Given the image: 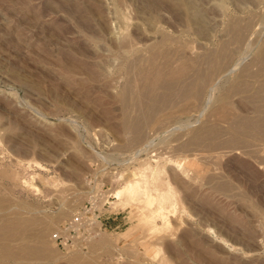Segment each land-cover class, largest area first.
<instances>
[{
	"label": "rangeland",
	"instance_id": "1",
	"mask_svg": "<svg viewBox=\"0 0 264 264\" xmlns=\"http://www.w3.org/2000/svg\"><path fill=\"white\" fill-rule=\"evenodd\" d=\"M263 13L264 0H0V226L12 225L0 246L27 248L40 264H136L133 255L143 264H264V166L235 152L200 157L225 145L182 148L189 127L221 124L217 102L203 110L210 91L189 114L178 112L183 102L157 105V120H170L148 126L133 147L124 121L143 119L151 101L141 107L133 94L127 105L123 95L134 59L153 45L195 57L227 44L229 77L213 94L253 116L260 103L248 97L264 85L254 59L264 46ZM154 93L174 98L173 89ZM176 160L218 176H185ZM148 165L159 170H147L152 186L174 192L166 222L116 195ZM83 207L93 224L72 232L68 246L56 242Z\"/></svg>",
	"mask_w": 264,
	"mask_h": 264
},
{
	"label": "bare ground",
	"instance_id": "2",
	"mask_svg": "<svg viewBox=\"0 0 264 264\" xmlns=\"http://www.w3.org/2000/svg\"><path fill=\"white\" fill-rule=\"evenodd\" d=\"M262 16L264 21V13ZM243 34L244 32L234 34L232 36L233 41L230 40L229 44L232 45L233 42L235 44L238 43ZM165 36L167 35H164V37ZM168 38L166 37L162 39L163 42L167 40L170 41ZM160 48L162 47L153 45L146 51L145 56L140 54L141 56H137L134 59V62L132 61L133 63L131 66L134 67H131V69H134V74L127 80L123 89V95L126 97V104L129 105L128 100L130 99V95L133 97V94L136 96L139 106L143 107L145 105V100L151 101V104L147 105V113L143 119L133 121L131 118H126L124 121L125 127L129 132L128 142L126 145H128V147H133L134 145L143 142L142 140H144L145 136L144 132L148 126H151L153 123L158 121L166 122L170 120L168 118H163L161 121L157 120V105L160 103L183 102L181 107H179L180 110L178 112L189 114V112L191 113V111L195 110L193 108H198L202 98L204 100L206 97L205 95L210 91L208 93L210 94L208 98V105L205 106L203 110L206 112L207 110L209 111L211 108L210 103L213 101L217 102L219 105L216 107V115L219 116L221 124H219L218 128L214 125H207L206 123L197 127H189L186 131L188 137V139L186 138L187 141L185 143L180 142L182 143V148L193 146H201L202 148L207 146V144L218 147L225 145V147L223 146L222 148L224 151L217 152L216 154L202 153V151H200V154L202 153L200 157L209 161H217L220 155L225 156L227 153L229 154L235 152L236 155L241 153V155H244L243 157L248 156L251 159L253 158L255 162L259 163V165L262 164L264 166V85L255 89L249 95L248 98L250 99L247 98L250 101L260 103L256 106V108H254L255 114L250 117L242 118L229 108V101H227L228 94H217L218 96L213 94V91L217 90L216 88L219 86L220 81L229 77L227 76L226 72L228 69L226 70V68H229L227 66L229 65L227 61L231 53L227 44L220 45L219 49L214 51H210V49L207 51L208 48H205L206 51L204 50V52L197 54L195 57L187 56L185 52H177V54L172 57L170 52H161ZM160 57L161 61L158 62ZM254 59L257 66L260 67L259 71L264 73V46L257 48ZM247 70L248 68L244 71ZM158 87L167 90L173 89V100H171L166 94H162L161 97H157L154 91ZM244 91H247V89ZM153 102L154 104H152ZM202 112L201 114L204 113ZM222 122L225 123L224 126L222 125ZM221 133H224L227 138L223 139L222 136H224V134L221 136ZM210 135L216 136L211 140L206 139ZM183 136L186 135L183 134ZM220 136L223 141L219 139ZM154 156H156L158 160H166V157L163 155V157L159 154ZM176 162L177 166L181 167L179 170H181L185 176L190 173V169L193 171L195 179L197 177H201L203 179L206 176H208L206 177L207 179H213L215 176H218V174H215V171L208 174L209 169H206V167H203L200 163L187 161L180 164L181 161L177 160ZM191 164L193 165V168H190ZM147 170L151 172L152 175L159 172L156 167H152L150 165L131 171V179L126 181L124 187L116 190V195H118V200L120 202L127 204L136 202L137 205H140V208L152 210L156 216L161 217L166 222L168 221V218L165 214V210L171 203L174 192L171 189L160 190L158 187L152 186V182L147 176ZM154 205L156 208H152ZM0 207H2V205ZM15 208L16 207H11V209ZM148 225L150 228H154L152 223ZM11 231L12 225L9 222L0 226V237L1 235H11ZM42 240L45 245L51 243L48 237L43 238ZM13 246L14 244H9V246L4 244L0 246V264H11L9 261L13 264H40V262H34L43 260L42 258L37 257H25L29 255L26 252L27 248H21L18 252H16L12 249ZM58 255L59 254L57 253L51 258L46 259L57 261L60 258V255L59 257ZM133 258L136 264H143L141 257H138V255H133Z\"/></svg>",
	"mask_w": 264,
	"mask_h": 264
},
{
	"label": "built area",
	"instance_id": "3",
	"mask_svg": "<svg viewBox=\"0 0 264 264\" xmlns=\"http://www.w3.org/2000/svg\"><path fill=\"white\" fill-rule=\"evenodd\" d=\"M88 212L89 209L87 207H83L78 214L74 215L71 220H69L67 223L61 226V228L53 235V239L56 242H59L61 245L68 246L69 244H72L73 241L71 239V233L77 231L80 233V229L83 228V226L86 229H88V226H91L93 223L88 218ZM96 225L100 222L93 221ZM96 236V227L93 229H90L87 234H84L85 239H93ZM72 241V242H71Z\"/></svg>",
	"mask_w": 264,
	"mask_h": 264
}]
</instances>
